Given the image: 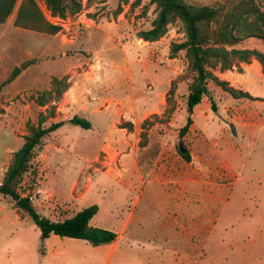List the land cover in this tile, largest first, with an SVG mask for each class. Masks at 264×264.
I'll use <instances>...</instances> for the list:
<instances>
[{
    "label": "rangeland",
    "instance_id": "1",
    "mask_svg": "<svg viewBox=\"0 0 264 264\" xmlns=\"http://www.w3.org/2000/svg\"><path fill=\"white\" fill-rule=\"evenodd\" d=\"M35 1L60 27L54 34L15 25L20 0L0 22V181L26 122L79 115L91 127L65 123L46 136L20 184L41 215L61 220L96 204L89 224L111 221L113 231L131 217L127 231L151 243L117 250L110 264H264V71L255 56L231 69L209 62V93L179 137L193 72L185 51L171 52L184 38L178 19L145 41L139 31L157 15L150 0H75L64 16ZM184 1L237 8L236 47L264 53V0ZM73 239H41L0 195V264H105L100 246Z\"/></svg>",
    "mask_w": 264,
    "mask_h": 264
},
{
    "label": "trees",
    "instance_id": "2",
    "mask_svg": "<svg viewBox=\"0 0 264 264\" xmlns=\"http://www.w3.org/2000/svg\"><path fill=\"white\" fill-rule=\"evenodd\" d=\"M17 2L18 0H0V22H4L11 15ZM45 2L52 14L59 16H64L67 10L73 11L79 7L75 0H45ZM150 3L156 6L157 15L149 29L139 31L140 38L145 41L159 39L165 34L168 24L175 19L182 23L184 29L183 40L171 45L172 55L185 51L193 72L186 96L188 115L178 132V136L183 137L192 124L193 108L209 93L208 80L213 76L207 68L209 62H211L210 67L213 68L219 63L221 69H231L233 66H239V62L249 63L250 57L254 55L264 71V53L236 47L243 36L237 28L239 25L237 8L225 11L221 6H190L184 0H150ZM14 23L23 28L50 34H54L60 28L46 20L35 0H20ZM19 72L20 67H14L2 84L12 81ZM218 82L225 83L224 81ZM231 93L234 94V91ZM154 116L157 115L154 114ZM146 121L147 119L144 123ZM65 123L78 125L85 129L91 127L90 121L79 115H73L67 121L51 122L47 126H44L42 121L37 124L26 122L27 133L23 137L22 144L12 153L11 160L0 181V195L10 197L14 208L31 218L43 240L50 235H56L60 238L82 239L93 246L110 244L115 240L116 232L89 224L98 212L99 208L96 204L84 207L70 217L52 220L36 210L30 196L22 195L20 192V184L31 168L37 147L46 136ZM128 126L131 128V123H128ZM139 145L144 146V141ZM179 153L184 160L190 161L188 151L185 153L179 151Z\"/></svg>",
    "mask_w": 264,
    "mask_h": 264
},
{
    "label": "crops",
    "instance_id": "3",
    "mask_svg": "<svg viewBox=\"0 0 264 264\" xmlns=\"http://www.w3.org/2000/svg\"><path fill=\"white\" fill-rule=\"evenodd\" d=\"M110 222L111 221L106 222L108 224H103V226L108 227V228L113 230L114 227L110 224ZM133 222H134L133 219L131 217H129L128 220L126 221L124 227L118 226V228L115 229L114 232H116L117 236H116L115 240L112 243L103 244L102 246L99 245L100 247H96L97 249L100 248L99 250H102L103 253L105 254V256H106L105 264H110L111 258L116 253V251L119 250V249H124L125 251H130L135 246L143 248V247H147L151 243L147 239V237H145L139 231H134L135 233L134 232L131 233V232L127 231L128 227ZM100 225H101V222H97V223L93 224V226H100ZM118 225H120V223ZM50 236H56V235H50ZM48 238H46V239H48ZM46 239H44V240H46ZM73 240L77 241V240H82V239L74 238Z\"/></svg>",
    "mask_w": 264,
    "mask_h": 264
},
{
    "label": "water",
    "instance_id": "4",
    "mask_svg": "<svg viewBox=\"0 0 264 264\" xmlns=\"http://www.w3.org/2000/svg\"><path fill=\"white\" fill-rule=\"evenodd\" d=\"M178 149L181 153H185L187 151L181 142L178 143Z\"/></svg>",
    "mask_w": 264,
    "mask_h": 264
}]
</instances>
